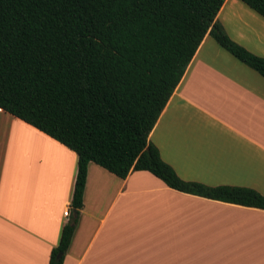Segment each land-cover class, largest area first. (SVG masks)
Masks as SVG:
<instances>
[{
  "label": "crops",
  "instance_id": "crops-1",
  "mask_svg": "<svg viewBox=\"0 0 264 264\" xmlns=\"http://www.w3.org/2000/svg\"><path fill=\"white\" fill-rule=\"evenodd\" d=\"M216 20L264 59L262 17L225 0ZM148 140L181 180L264 198V78L207 34ZM76 165L0 109V264L49 263L73 214ZM78 212L63 264H264L263 209L181 193L146 171L119 179L90 163Z\"/></svg>",
  "mask_w": 264,
  "mask_h": 264
},
{
  "label": "trees",
  "instance_id": "trees-1",
  "mask_svg": "<svg viewBox=\"0 0 264 264\" xmlns=\"http://www.w3.org/2000/svg\"><path fill=\"white\" fill-rule=\"evenodd\" d=\"M264 19V0H238ZM225 0H0V109L77 156L69 222L48 264H63L87 168L146 171L170 189L264 210L256 191L181 180L149 143L208 34L264 78V59L216 20Z\"/></svg>",
  "mask_w": 264,
  "mask_h": 264
},
{
  "label": "built area",
  "instance_id": "built-area-1",
  "mask_svg": "<svg viewBox=\"0 0 264 264\" xmlns=\"http://www.w3.org/2000/svg\"><path fill=\"white\" fill-rule=\"evenodd\" d=\"M69 215V211L64 212V216L67 217Z\"/></svg>",
  "mask_w": 264,
  "mask_h": 264
},
{
  "label": "water",
  "instance_id": "water-1",
  "mask_svg": "<svg viewBox=\"0 0 264 264\" xmlns=\"http://www.w3.org/2000/svg\"><path fill=\"white\" fill-rule=\"evenodd\" d=\"M77 212L76 210H73V215L76 216Z\"/></svg>",
  "mask_w": 264,
  "mask_h": 264
}]
</instances>
